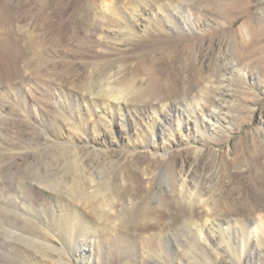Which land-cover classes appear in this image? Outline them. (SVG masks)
Wrapping results in <instances>:
<instances>
[{
    "label": "rangeland",
    "instance_id": "obj_1",
    "mask_svg": "<svg viewBox=\"0 0 264 264\" xmlns=\"http://www.w3.org/2000/svg\"><path fill=\"white\" fill-rule=\"evenodd\" d=\"M45 1L52 3L50 5L52 19L46 16L44 17L47 20L42 16L41 18L37 16L35 19L39 7L45 6ZM112 1L0 0V10L2 9L0 12V41L5 36H8L10 41H16L15 38H17L19 44L22 42L23 47L29 49L33 38L44 35L48 37V40L55 31L76 17L75 15L80 10H83V19L85 16H91V21L96 20V16ZM118 2L120 6L122 5L121 7L124 6L123 8L149 5L155 13L168 14L174 22L178 24L181 22L183 25L187 24L190 16L197 27L194 31L187 28L188 32L185 33L178 31L169 20L165 19L164 22L161 18L150 25V28H162L167 32L161 36H151L152 38H149L147 43L149 46L143 47L147 49L151 46H159L162 49L139 53L130 61L128 76L142 85V89L135 94L136 102L139 104L146 101L156 103L167 100L166 103L169 104L171 101L175 103L188 99L199 101L202 97V103L208 110H212V106L222 108V116H225L227 121L222 122L223 126H218V132L214 134L210 132L197 137V146L201 149L199 160L195 164L197 190L191 188L188 193L193 195V201L177 193L176 177L184 167L189 166L190 159L193 157V150L189 147L190 145L186 144L185 136L173 139L171 146L169 145L172 152L169 158L154 165L157 171H165L169 176V187L160 190L158 201H155L154 197L156 190L160 188L159 176L153 179V184L149 187L139 170L140 165L149 164V159L145 154L138 153L136 160L126 158L112 169L111 175L115 174L114 176L119 179L125 175L127 178V183L114 182L112 189L124 193L128 198L137 197L140 204V209H138L140 217L136 219V224H128L124 221L115 223L112 219L102 221L106 230L102 231L103 255L101 257L107 259V264H140L132 257L126 259L122 254L124 249L114 253L110 240H107L108 235L116 237L119 233L120 238L117 239L119 241L117 243L121 246L124 245V240L139 242L135 250L140 257L146 258L147 241L142 237L158 234L159 237H166L167 245L164 251L168 258H161L160 254L154 250L152 256L147 257L145 264H177L175 261L177 254L184 256L183 250L195 240V225L209 221L214 223L213 228L216 229L220 226L225 229L229 225L232 226L226 234L235 258L230 254L228 245L219 234L216 240L218 253H210L207 257L199 252L193 255L197 259L192 261L190 257V262L195 264H264V0H141V3L140 0H118ZM101 17L105 16L101 15ZM123 19L127 21L125 17ZM87 24H90V20L77 26L82 38L85 37L84 28L88 26ZM98 25L100 24H96ZM153 28L151 30H154ZM257 35L260 36L259 42L252 48H246V44H249ZM219 49L226 53V62L220 58ZM37 51L29 50L20 60V68L25 73V76L19 80L20 82L27 80L28 76L38 68L39 63L33 61L39 57ZM78 55L64 56L65 58L53 56L48 59L60 65L59 70L61 71L66 70L65 63L84 64L85 62V64L95 63L96 65L100 62V59L89 54L84 59L74 58ZM29 61L35 64L30 65ZM106 62V64L110 63ZM227 62L238 65L240 70L232 75V82L226 81L222 85L221 82L225 79L222 76L223 67ZM117 64L120 66L124 62L120 60ZM4 69L2 67L0 72L9 75L10 71ZM7 81L8 84L0 86V94H4V98L7 97L12 107L10 106L11 108L4 113V116L7 121L16 122L15 127L18 134L17 137L12 134L7 136L10 142L19 141L23 143V146L30 147L29 137L36 129V132L46 133L54 128V122L50 121L40 126L38 120L42 117L41 115L49 116L57 111V116L67 118L72 123L76 121L74 119L76 113H71L66 106L67 100L43 106L46 97H43L42 93L49 94L47 91L50 88L49 84H41L43 87L39 84L35 88L34 86L23 87L20 90V88L14 89V84L17 83L14 75L11 74ZM66 82H64L65 86L63 85L64 92L67 90L66 87H69ZM221 85L224 89L227 85L226 90L229 91L224 104L217 91ZM50 90L51 93L55 91L54 87ZM18 93L20 96L22 93L25 94L29 103L26 105L23 102L18 103L16 98ZM24 131L27 134L23 136L21 132ZM41 146L39 145V148H42ZM123 149V145L115 147L111 158L115 160L124 153ZM29 150L35 151V148L32 147ZM61 153L54 158H50L52 154L46 153L44 156L46 158L42 160V163H55L54 160L57 158L60 160L67 156L66 150ZM66 161L61 164L58 171L46 175L48 182L50 180L52 186L56 187L55 194L65 188L59 182L61 174L62 177L69 176V172L74 167L73 160H68V164ZM57 178L59 179L56 180ZM53 182L57 185L54 186ZM40 185H35V188L23 193L28 197L26 205L31 207V210L26 208L25 212L21 209L15 211L24 214L23 219L30 222L33 227L31 230L21 231L23 239L37 244H39L36 236L38 231L54 232L55 214L59 209H68L67 204L62 205L57 202V197H61V194H58L55 199H49L42 190L43 186ZM83 193V188L76 190L79 200L83 199ZM22 201V199L18 200L20 205ZM3 206L6 207L5 204ZM9 207L8 210L12 211V208H15ZM177 213L185 214L183 227L181 226L180 230L171 226ZM255 227H258V236L252 234ZM58 238L59 244L56 249H59L58 251L63 255V262L73 264L74 247L64 237ZM5 254L11 256L9 258L19 264H33L24 261L17 256L18 254H10L8 251ZM143 261L141 264H144Z\"/></svg>",
    "mask_w": 264,
    "mask_h": 264
},
{
    "label": "bare ground",
    "instance_id": "obj_2",
    "mask_svg": "<svg viewBox=\"0 0 264 264\" xmlns=\"http://www.w3.org/2000/svg\"><path fill=\"white\" fill-rule=\"evenodd\" d=\"M49 2L45 1V6L39 7L35 19L37 16L38 18L46 16V18L52 19L50 6L52 3ZM121 6L118 0H113L96 16V20L92 21L91 16H85L83 19V10H80L75 15L76 17L55 31L48 40V37L44 35L33 38L29 49L24 48L22 42L19 44L17 38H15L16 41H10L9 37L5 36L0 41V70L3 67L5 71L6 69L10 71L9 75L0 72V86L8 82L7 79L11 74L17 80L14 89L22 90L23 87L32 86L35 88L39 84L47 83L50 88L54 87L55 91L51 93L50 88H47L49 94L41 91L42 96L46 97L43 106L67 100V108L71 110V113H76L74 118L76 121L72 120L74 123L71 120L70 123L67 118L57 116V111L52 112L49 116L41 115L38 124L42 126L50 121L54 122V128L46 133L36 132L37 129L36 131L33 129L34 133L29 137L30 147H25L22 142L14 141L12 143L7 139V136L11 134L16 137L18 134L15 127L16 122L7 121L4 116V113L12 107L11 103L7 97L4 98V94H0V264H19V262L10 259L11 256H7L6 251L10 254H18L17 256H20L24 261L33 264H65L63 255L58 251L59 249H56L60 236L64 237L75 249L73 264H107V259L101 257L103 255L102 231L106 230L102 221L112 219L115 223L124 221L128 224H136V219L140 217L138 198L135 196L128 198L124 193L112 189L114 182L127 183L125 175L120 179L114 176L115 174L111 175L112 169L126 158L136 160L138 153L145 154L149 159V164L140 165L139 170L149 187L152 186L153 179L159 176L160 188L156 190L154 197V200L158 201L160 190L169 187V176L165 171H157L154 165L169 158L172 153L169 145L173 139L179 138V136L187 138L186 144L190 145L189 147L193 150V157L190 159L189 166L184 167L176 177L177 193L183 198L193 201V195L188 193L191 188L197 190L195 164L201 153V149L197 146V137L219 131L218 126H223L222 122L227 121V118L222 116L223 109L212 106V110H208L202 103V97L199 101L188 99L175 103L171 101L167 104V100H165L156 103L146 101L139 104L134 97L142 89V85L129 78L128 68L131 59L139 53L162 49L159 46L143 49L149 38H152L151 36H161L167 32L162 28L151 27L154 29L151 30L152 23L157 22L160 18L164 22L167 19L178 31L186 33L188 29L192 31L197 29L195 21L189 16L186 25L181 22L178 24L168 14L155 13L149 5H136L133 8ZM101 15L105 17H101ZM124 17L127 21H123ZM89 20L90 24H87L88 26L85 28L82 27L85 32L84 38L86 39H84L81 37L80 31L77 30V26ZM98 23L100 25L96 26ZM259 38L260 36L257 35L249 44L246 42V48L254 47L259 42ZM29 50H38L39 57L35 55L38 59L33 58V61H37L39 65L27 80L20 82L19 80L25 76L24 71L20 68V60ZM74 54H79L74 57L76 59H84L86 55L88 57V54L94 55L93 57L100 59V62L96 61V65L95 63L85 64V62L84 64L65 63L67 68L61 71L59 70L60 65L58 66L48 59L53 56L71 57ZM219 55L226 62V53L219 49ZM120 60H123L124 64L119 66L117 63ZM106 61L110 63L106 64ZM230 65L232 64L227 62L223 67L222 76L225 79L223 78L222 85L226 81L232 82V75L240 70L238 65ZM64 66L63 68H65ZM65 81L69 86L66 87V92L63 90ZM79 83L80 85H78ZM222 85L218 87L217 91L224 104L229 91L226 90L227 85L225 89ZM44 87L46 88V85ZM19 94L16 97L18 103L28 104L29 100L26 95L22 93L20 96ZM21 134L24 136L27 132L24 131ZM39 145H43V147L39 148ZM120 145H123L124 153L113 160L111 158L114 153L113 149ZM32 147L35 148V151L29 150ZM63 150L67 151V156L60 160L57 158V161L54 160L55 163H42V160L46 158L44 157L46 153L52 154V157H49L54 158L62 154ZM65 160H73L74 167L72 166L69 176L62 177L61 174L59 182L65 188L64 190L59 189L61 192L55 194L56 187L52 186L50 180V183L48 182L46 175L58 171ZM64 169L61 170L66 171ZM40 184L49 199H55L58 194H61V197H57V202L62 205L67 204L68 209H59L55 214L54 232L38 231L36 236L39 239V244H37L23 239L21 231L31 230L33 227L30 222L23 219L24 214L15 211L21 209L25 212L26 208L31 210V207L26 205L28 197L23 193ZM56 185L54 183V186ZM79 188L84 189L82 200H79L78 193L76 195V190ZM19 199L23 200L22 205L19 204ZM11 206L15 207L12 208L13 211L8 210V207L11 208ZM184 218L185 214L177 213L171 226L180 230L179 228L183 227ZM213 226L214 223L209 221L195 225V243L186 246L183 250L184 256L177 254L175 259L177 264H195L190 262V257L192 261L197 259L194 256L199 252L207 257L210 253H218L216 240L219 234L228 245L230 254L235 258L226 234L232 226L229 225L227 229L221 226L216 229ZM32 231L35 232V230ZM110 234H112L111 231ZM252 234L259 235L258 227L252 230ZM119 238L118 233L116 237L108 235L107 240H110L114 253L124 249L122 254L126 259L132 257L140 264L144 260L145 264L147 257L152 256L154 250L160 254L161 258H168L164 251L167 245L166 237H159L158 234L142 237L147 241L146 258L140 257L135 250V247L139 246V242L124 240V245L121 246L118 245L117 239Z\"/></svg>",
    "mask_w": 264,
    "mask_h": 264
}]
</instances>
